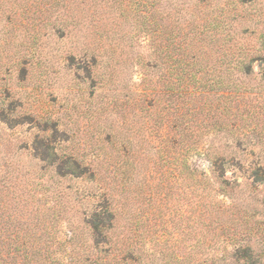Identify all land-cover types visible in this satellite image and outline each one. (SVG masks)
Returning a JSON list of instances; mask_svg holds the SVG:
<instances>
[{"label": "rangeland", "instance_id": "374dc122", "mask_svg": "<svg viewBox=\"0 0 264 264\" xmlns=\"http://www.w3.org/2000/svg\"><path fill=\"white\" fill-rule=\"evenodd\" d=\"M2 264H264V0H0Z\"/></svg>", "mask_w": 264, "mask_h": 264}, {"label": "trees", "instance_id": "16d2710c", "mask_svg": "<svg viewBox=\"0 0 264 264\" xmlns=\"http://www.w3.org/2000/svg\"><path fill=\"white\" fill-rule=\"evenodd\" d=\"M0 264H2V262L0 261Z\"/></svg>", "mask_w": 264, "mask_h": 264}]
</instances>
